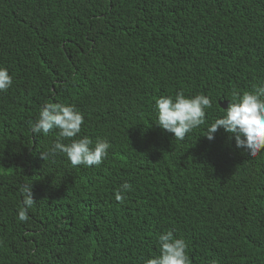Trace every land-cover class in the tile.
Returning a JSON list of instances; mask_svg holds the SVG:
<instances>
[{
    "label": "trees",
    "instance_id": "1",
    "mask_svg": "<svg viewBox=\"0 0 264 264\" xmlns=\"http://www.w3.org/2000/svg\"><path fill=\"white\" fill-rule=\"evenodd\" d=\"M0 69L13 81L0 92V264H146L168 231L190 264H264V148L205 138L234 93L264 88V0H0ZM181 91L212 107L177 141L156 100ZM47 103L83 115L76 139L111 145L99 167L42 159L58 130L29 122Z\"/></svg>",
    "mask_w": 264,
    "mask_h": 264
},
{
    "label": "clouds",
    "instance_id": "2",
    "mask_svg": "<svg viewBox=\"0 0 264 264\" xmlns=\"http://www.w3.org/2000/svg\"><path fill=\"white\" fill-rule=\"evenodd\" d=\"M13 81L6 69H0V92H7ZM264 88H254L252 93L242 96L234 93L223 118L216 119L207 129L205 138L214 140V134L223 129L234 137L238 149H244L251 157H256L264 148ZM212 107L211 101L200 94L186 98L181 91L175 97H162L156 100L158 111L157 124L163 131L173 134L175 140L184 141L186 135L206 123V109ZM34 134L47 136L58 130V137L50 151L42 153L47 161L58 154H64L72 167H99L108 155L111 145L107 141L97 140L93 145L91 139H76L84 124L83 115L72 106L47 103L43 105L35 122H29ZM64 140L71 143L65 145ZM132 186L124 183L115 193V200L124 203L123 193L130 192ZM23 207L18 213L20 222H26V211L35 201L29 186H21ZM159 255L148 259L146 264H190L186 254L187 245L183 239H175L171 231L159 236Z\"/></svg>",
    "mask_w": 264,
    "mask_h": 264
},
{
    "label": "water",
    "instance_id": "3",
    "mask_svg": "<svg viewBox=\"0 0 264 264\" xmlns=\"http://www.w3.org/2000/svg\"><path fill=\"white\" fill-rule=\"evenodd\" d=\"M222 106L225 108L226 107V104H222Z\"/></svg>",
    "mask_w": 264,
    "mask_h": 264
}]
</instances>
